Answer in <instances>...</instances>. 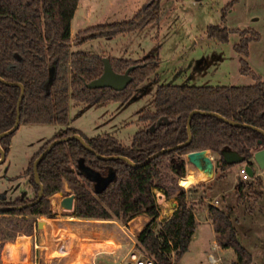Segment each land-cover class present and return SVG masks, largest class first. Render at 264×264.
Here are the masks:
<instances>
[{"label":"trees","instance_id":"trees-1","mask_svg":"<svg viewBox=\"0 0 264 264\" xmlns=\"http://www.w3.org/2000/svg\"><path fill=\"white\" fill-rule=\"evenodd\" d=\"M79 1L0 0V76L6 81L20 82L25 87L20 103V125H67L43 143L23 173L29 176L34 197L18 195L12 200L1 197L0 216L20 215L27 217L33 225V219L38 216L54 217L51 197L55 193H74V214L80 218L116 217L128 222L140 214L150 216L152 219L138 235L137 247L151 256L155 264H172L189 249L198 226L195 209L203 201L190 200L188 189L178 182L188 175L187 162L182 155L209 148L220 154L216 165L225 171L236 164L227 162L222 155V149L228 147L254 166V151L264 148V133L248 125L232 124L213 114L196 112L191 119L192 139L187 144L161 152L143 162L153 153L189 138L188 116L194 109L219 112L229 119L264 130V80L250 67L247 59L250 42L260 39L261 33L251 27L230 28L226 25L227 10L237 0L228 2L222 14V23L208 24L206 34L226 42L231 32L239 33L240 39L234 48L242 53L241 71L252 74L255 82L245 85L160 83L154 93V108L138 113L143 125L134 133L131 143L125 144L112 133L86 136L79 128L68 125L71 102L97 106L110 100H130L138 86L159 68L161 60L158 50L146 53L140 59L108 56L117 72L134 66L130 72L133 76L131 83L124 89L116 90L112 87L87 86V82L103 73V58L106 55L73 50L72 44L102 36L127 34L159 23L163 11L162 0H147L131 17L89 25L79 29L72 38L71 23ZM52 66L55 72L49 82ZM21 92L20 85L0 79V133L14 126ZM159 119H162L160 124ZM18 129L0 138L6 155L3 162L10 153L12 139ZM74 134L83 136L96 153L110 157L97 155L75 137L59 141L38 164L44 191L41 198L32 203L40 190V184L35 180L34 160L53 140ZM260 139L262 142L258 145ZM167 160L171 163L173 174L163 176L162 168ZM263 182L261 176L253 177L248 183L251 195L254 192L256 197L262 196L260 188ZM204 184L201 182L192 187ZM245 184V180L239 182L240 191H244ZM156 189L177 200L174 212L160 222L161 207ZM20 205L22 207H17ZM209 214L217 232L218 245L232 247L237 254V260L232 264H250L252 252L240 240L231 214L214 204H209ZM157 224L159 228L156 229ZM15 238V230L9 233L3 228L0 239ZM11 244L6 246L3 254L6 261L11 259ZM10 250L12 259L19 258L16 245L10 246Z\"/></svg>","mask_w":264,"mask_h":264},{"label":"rangeland","instance_id":"rangeland-1","mask_svg":"<svg viewBox=\"0 0 264 264\" xmlns=\"http://www.w3.org/2000/svg\"><path fill=\"white\" fill-rule=\"evenodd\" d=\"M147 0H104L103 4L86 8L85 0H80L74 20V30L89 25L123 20L131 17ZM231 0H162V15L159 23L149 24L131 33L113 37H97L83 43L74 44L73 50H83L106 56L140 59L146 53L158 50L160 65L157 71L141 83L134 96L128 101L110 100L97 106H88L82 102H71L69 124L83 131L86 136L99 133H114L123 143L130 144L134 133L141 127L138 113L141 110L154 108L155 89L160 83H190V84H252L253 75L241 71L240 58L242 53L234 48L240 35L231 32L229 39L223 42L206 34L210 23H222L224 8ZM82 3V6H81ZM84 4V6H83ZM94 5V4H93ZM225 24L230 28L251 27L261 33V38L249 44L248 63L261 76H264V0H237L227 10ZM73 45V44H72ZM64 124L58 123H22L13 136L11 150L5 162H0V199L12 200L18 195L33 198L35 191L24 175L31 157L38 152L43 143L60 133ZM215 162L216 171L209 181L201 177L194 183H205L193 188L187 186L190 200H201L196 207L198 226L189 249L178 261L172 264H214L210 254L220 259L219 264H232L237 260V254L232 247L224 248L218 245L216 233L209 219V204L225 208L239 231L242 243L252 252L250 264H264V182L260 188L261 197L251 195L248 183L261 176L264 181V167L254 160L255 175L245 179L244 191L238 186L240 168L245 162L236 163L223 171L217 162L220 154L210 150ZM185 158V155H182ZM187 162V161H186ZM186 169L197 172V168L187 162ZM173 174L171 163L167 160L162 168V175ZM191 181V182H193ZM179 182V180H178ZM200 182V183H201ZM180 184V183H179ZM182 185V184H181ZM68 191V189L66 188ZM157 190V191H156ZM157 200L161 207L159 222L174 212L175 197H168L156 189ZM66 191L55 193L51 197L54 217L41 215L34 218L32 225L27 217L20 215L0 216V235L3 228L11 233L16 232L14 240L18 257L12 259L16 263H5L2 256L4 243L0 239V262L3 264H100L112 262L136 244L140 231L152 219L140 214L122 222L119 218L93 219L80 218L74 214V209L61 205ZM39 221H44L39 225ZM155 228H159L157 224ZM31 235V258L29 261V245L20 236ZM80 232L81 237H77ZM94 236L97 247L89 249L90 240L84 237ZM84 238V239H83ZM107 239V240H104ZM102 241V242H101ZM101 242V243H99ZM60 244L58 251L51 245ZM107 247H103L102 245ZM115 244V245H114ZM101 245V246H100ZM73 248V255L68 260V248ZM104 250V252L102 251ZM21 251V252H20ZM87 251V252H86ZM23 256L21 257V253ZM59 252L60 256L53 257ZM63 255V256H62ZM97 259L94 260V257ZM87 256V259H85ZM23 258V259H22Z\"/></svg>","mask_w":264,"mask_h":264},{"label":"water","instance_id":"water-1","mask_svg":"<svg viewBox=\"0 0 264 264\" xmlns=\"http://www.w3.org/2000/svg\"><path fill=\"white\" fill-rule=\"evenodd\" d=\"M104 60V71L103 73L87 82V86L90 88H96V87H112L116 90H121L124 89L129 83H131L133 76L130 73L133 69L134 66H130L128 67L124 72H117L116 70H114L112 63L110 61V58L108 56H105L103 58ZM54 72H55V67L52 66L50 68V79L49 82L52 80L53 76H54ZM0 79L3 80L4 82L10 83V84H18L21 86L22 88V92L18 101V114H17V118L15 121V124L13 127H11L10 129L0 133V138L4 135H7L11 132H14L16 129H18V127L20 126V103L22 101V98L24 96L25 93V87L22 83L20 82H10V81H6L4 78H2L0 76ZM196 112H205L208 114H213L216 116H219L221 118H223L225 121L230 122L232 124H236V125H248L251 126L255 129H258L259 131H261L262 133H264V130L262 128H259L257 126L251 125V124H247V123H243V122H238L232 119H229L225 116H223L222 114H220L219 112H215V111H202L200 109H194L189 113L188 116V132H189V138L180 144H177L175 146L172 147H168V148H163L155 153H153L152 155H150L143 163L149 161L151 158L157 156L158 154H160L161 152H164L166 150L169 149H173L176 147H180L184 144H187L191 139H192V130H191V119L194 113ZM162 122V119H159L158 124H160ZM78 138L88 149H90L91 151L95 152L96 151L87 143V141L84 139L83 136H81L80 134H74L71 136H66V137H62V138H58L53 140L52 142L49 143V145L39 154V156L34 160V175H35V180L36 182H38L40 184V190L38 192V197L36 199H34L32 201L36 202L38 201L41 196L43 195V191H44V187L41 183L40 180V176H39V172H38V164L40 162V160L47 154V152H49L52 147L58 143L61 140H66L69 138ZM262 140L260 139L258 141V145L261 144ZM0 152H1V157H0V162H3L5 159V152L3 150V148L0 145ZM99 156L102 157H110V156H104L101 155L99 153H96ZM222 155L224 157V159L229 162V163H242L245 162L244 164L246 165V169L248 170L249 174L251 176L255 175V170L254 167L250 164L247 163L246 159L244 156L240 155L236 150H232L228 147H225L222 149ZM113 157V156H112ZM124 159L128 160L130 163L135 164L132 160H130L128 157L122 156ZM185 159L187 162L193 164L199 171L202 172V181L206 182L209 181L210 179H212L214 177L215 174V162L213 157L210 155V149L209 148H202L199 150H192L186 153L185 155ZM254 160L258 163V165L260 167H264V148H260L255 150L254 152ZM75 201H76V197L74 195V193L66 195L63 197L62 201H61V205L65 208L68 209H74L75 208ZM15 207V206H12ZM17 207H22V205L17 206ZM44 221H39V225H43Z\"/></svg>","mask_w":264,"mask_h":264},{"label":"crops","instance_id":"crops-1","mask_svg":"<svg viewBox=\"0 0 264 264\" xmlns=\"http://www.w3.org/2000/svg\"><path fill=\"white\" fill-rule=\"evenodd\" d=\"M109 1V0H108ZM126 1H128V0H126ZM103 2H104V0H85V3L84 4H86L87 5V7L86 8H90V7H92V6H95V5H100V4H103ZM79 3H80V1H79ZM84 4H83V6H84ZM94 4V5H93ZM81 6H82V3H81ZM78 7H79V4H78ZM77 11V10H76ZM75 14H76V12H75ZM74 17H75V15H74ZM74 17H73V19H72V23H71V29H72V38H74L75 37V34L78 32V28H79V26L77 25V28L74 30V28H73V20H74ZM75 44V43H74ZM74 44L72 45V47L74 46ZM262 78H263V80H264V76H262ZM68 125H70V124H68ZM67 126V125H66ZM64 128H65V126H64ZM64 128H62V129H60V130H63ZM112 134H114V133H112ZM115 135V134H114ZM11 145H13V144H11ZM10 150H11V148H10ZM255 152V151H254ZM187 165H188V163H186ZM190 170H191V168H190ZM198 173H199V171H197ZM189 172H188V175L186 176V177H188L189 176ZM200 174V173H199ZM201 177V176H200ZM199 177V178H200ZM182 178H185V177H182ZM201 182V181H200ZM200 182H198V183H200ZM179 183L181 184V182L179 181ZM198 183H194V181L193 182H190L188 185L189 186H192V185H195V184H198ZM192 184V185H191ZM183 185V184H182ZM184 186V185H183ZM188 186V187H189ZM186 188H188L187 186H185ZM162 194H163V192L162 191H160ZM176 200V199H175ZM176 203V205L174 206V209L176 208V206H177V200L175 201ZM217 206H219V203L217 202V203H215ZM196 211V210H195ZM195 215H196V213H195ZM196 219H197V217H196ZM209 219H211V216H210V214H209ZM211 221H212V219H211ZM213 224V223H212ZM75 233H77V237H81V235H80V232H75ZM215 233H216V236H217V232L215 231ZM31 235H32V232L29 234L28 233V235H24V236H20L19 237V239L20 238H25L26 240H27V242H28V245H29V256H28V259H27V261H29L30 260V258H31V250H30V243H31ZM85 239H88V240H90V247H88V249H87V251H89V249H93V248H95V247H97V245H98V243H96V240L97 239H94V236H88V237H84ZM83 238V239H84ZM104 240H107V239H104ZM20 242L21 241V239L20 240H6L5 241V243H4V248H3V251H2V256H1V258L3 259V254H4V252H5V248H6V246L9 244V243H16V242ZM102 242V241H101ZM101 242H99V243H101ZM13 244H11L10 246H12ZM51 245V244H50ZM59 245L60 244H56L55 246L54 245H51V246H53L54 248H55V250L56 251H58L60 248H58L59 247ZM102 245V244H101ZM100 245V246H101ZM10 246H9V251H10V254H11V259L10 260H4L3 259V261L5 262V263H16L14 260H12V253H11V250H10ZM103 247H107L108 248V246H106V245H102ZM68 251H69V254H65L67 257H68V260L70 259V257H72L73 255H71V254H73V248H68ZM86 251V252H87ZM103 252H104V250H102ZM21 252V251H20ZM22 255H21V257L23 256V252L21 253ZM71 255V256H70ZM58 256H60V254H59V252H57V253H55V255L53 256V257H58ZM63 256V255H62ZM70 256V257H69ZM23 259V258H22ZM85 259H87V256H86V258Z\"/></svg>","mask_w":264,"mask_h":264},{"label":"built area","instance_id":"built-area-1","mask_svg":"<svg viewBox=\"0 0 264 264\" xmlns=\"http://www.w3.org/2000/svg\"><path fill=\"white\" fill-rule=\"evenodd\" d=\"M240 173H241L240 180H245V179H249L250 177H252L249 174L248 170L246 169L245 164H243L242 167L240 168ZM217 202L218 201H216V203ZM97 256L98 255L94 257V260L97 259ZM210 260L214 264H219V261H220V259L217 258L213 254H210ZM95 264H96V261H95ZM100 264H155V261L151 256L142 252L136 246V244H133V245L130 244V247L126 249L122 254L118 255V257H116L112 262L106 261Z\"/></svg>","mask_w":264,"mask_h":264},{"label":"bare ground","instance_id":"bare-ground-1","mask_svg":"<svg viewBox=\"0 0 264 264\" xmlns=\"http://www.w3.org/2000/svg\"><path fill=\"white\" fill-rule=\"evenodd\" d=\"M197 171H199V170H197ZM199 172L202 173L201 171H199ZM200 176H201V175H200L198 172H196L195 169L191 168L189 176H188V177H185V178H181L180 182H181V184H183L184 186H188V184H189L191 181H193V180L196 179V178H199ZM114 245H115V244H114Z\"/></svg>","mask_w":264,"mask_h":264}]
</instances>
